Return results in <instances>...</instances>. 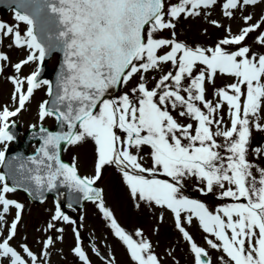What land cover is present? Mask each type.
I'll use <instances>...</instances> for the list:
<instances>
[{
	"label": "snow or ice",
	"instance_id": "6c2138e0",
	"mask_svg": "<svg viewBox=\"0 0 264 264\" xmlns=\"http://www.w3.org/2000/svg\"><path fill=\"white\" fill-rule=\"evenodd\" d=\"M218 3L224 18L243 22L235 32L210 18ZM261 4L264 0H12L13 22L0 20V43L11 37L8 47L24 48L27 55L11 64L0 51V75L9 66L14 69L7 77L14 85L13 106L0 105V165L8 169L0 171V264H50L51 249L65 239L61 224L73 226L71 252L81 264H93L83 246V215L73 218L59 198L42 230L50 234L39 253L28 243L12 244L25 205L9 194L23 189L43 203L46 193L61 188L72 194L70 210L81 200L96 204L133 264H163L143 230L128 232L106 205L97 183L110 165L122 174L136 207L141 202L159 207L161 221L164 212L173 214L193 264H264V167L248 158L252 132H264V15L253 23L247 13ZM181 17L207 19L226 35L214 46L189 43L177 35ZM169 29L171 38L158 35ZM253 33L255 40L248 44ZM56 53L61 59L55 81L43 78L45 61ZM30 64L36 68L24 75ZM165 64L171 70L165 71ZM153 72L162 74L149 76ZM218 77L232 82L218 87ZM45 87L50 99L38 104V118H54L61 130L41 125L36 153L8 160L7 145L16 139L10 118ZM88 141L94 145L93 174L82 175L76 157L71 163L61 158V147ZM251 151L264 157V146ZM193 179L200 193L218 188L220 199L233 202L211 210L185 194ZM194 221L208 234L207 248L186 227ZM91 251L101 264H116L114 257L101 256L95 241ZM213 251L219 253L215 259Z\"/></svg>",
	"mask_w": 264,
	"mask_h": 264
},
{
	"label": "rangeland",
	"instance_id": "374dc122",
	"mask_svg": "<svg viewBox=\"0 0 264 264\" xmlns=\"http://www.w3.org/2000/svg\"><path fill=\"white\" fill-rule=\"evenodd\" d=\"M175 3L176 0H171ZM223 0H221V3ZM247 13H251L254 16L253 23L264 15V4L250 7L247 9ZM246 13V14H247ZM14 12L13 10H0V20L13 22ZM211 19H217L224 25H231L233 32L242 26V21L237 18L235 20H229L222 16V9L220 3L211 11ZM26 25L21 24V29H25ZM207 30L206 32L204 30ZM173 30H165L158 35L165 38H171V32ZM177 35L180 39H186L189 43L202 44L207 46H214L216 42L224 38L226 35L223 28H216L212 26L207 19L202 18H184L181 17L177 23ZM255 33L251 34L247 40L248 44H253L255 40ZM12 43V38L8 37L0 43V51L9 55L11 64L18 62L25 58L27 50L24 48H16L8 46ZM254 51H259L258 48L253 45ZM59 55L53 54L51 58L47 60V66L49 68V74L46 77L50 79L52 70L58 64ZM36 68L35 64L26 66L22 73L24 75L29 74ZM165 71L171 70L170 64L163 65ZM14 74V69L9 66L3 75H0V105H9L12 107L11 95L14 90L13 83L7 79L8 76ZM162 73L153 72L149 73V76H156L157 78ZM231 79L217 78L216 85L223 86L226 83H231ZM135 83V81H133ZM152 84L155 81L151 82ZM151 86V85H150ZM131 87V85H129ZM127 90V89H124ZM122 94L118 91L116 95ZM208 98L212 97V88L209 87ZM44 99H48L46 95V87L37 90L34 94V98L30 103L26 105V109L23 110L16 117L10 118L16 120L21 127V138L23 134L32 126H39L44 124L47 126H54L56 120L52 117L45 118L41 122L38 118V104ZM225 108L223 111H226ZM176 115L175 112H173ZM264 116V113L261 114ZM181 123L192 122L187 118H179ZM227 121V117H225ZM257 146H264V132L253 131L250 144V151L248 158L256 163L259 167H264V157H257L253 155L251 149ZM8 150L13 147V142H9ZM31 150L33 151L36 144H31ZM4 148V145H0V150ZM149 149L145 147L143 149V155L147 161V153ZM76 157L80 172L82 175L93 174L94 163V145L91 141L85 142L79 146H67L64 151V158L72 162V158ZM255 174V171H254ZM161 179L166 177L161 176ZM97 185L104 189V199L106 205L113 211L117 221L128 232L132 233L136 229H142L145 238L152 241L154 251L159 255L163 264H174V261H178V264H193V254L189 251V242H187L182 234L176 229L173 214L171 212H164V219H159L160 213L163 211L159 207H152L151 209L140 203V207H136L138 201L133 200L130 196L129 188L124 182L122 174L117 170L115 166H106L103 170L102 178L98 181ZM202 186V185H201ZM197 182L193 179L186 183L184 192L192 198L200 199L208 204L211 210L221 206L225 203H231L230 199H220L218 194L220 189H215L213 193L204 195L197 191ZM10 198L17 199L19 202L25 205L22 221L18 225V235L12 241L13 246H18L23 243H28L34 251L40 252L41 241L46 235L50 233H44L42 230L46 226L48 219L50 218L52 211H54L55 200L52 196L48 197L43 203H35L24 192L17 190L14 194H9ZM75 210H68L67 213L73 218L83 215V227L81 229L83 246L88 251L93 264H101L100 257H97L94 252L91 251L92 242L95 241L100 246V253L102 257H114L116 264H133L130 255L126 250V246L123 245L118 238H116L108 226V222L103 217L96 204L91 201H86L83 207L74 208ZM15 216V209H12L8 214L9 223ZM66 228L64 241L57 242L54 248L51 249L50 264H81L78 258L71 252V248L74 244V236L71 225H63ZM190 234L193 235L196 243L199 246L207 248L205 243V237L208 236L202 229L197 227V222L194 221L192 226H187ZM4 235H7L5 230ZM171 252L172 255H168ZM213 258L219 253L213 251L211 253Z\"/></svg>",
	"mask_w": 264,
	"mask_h": 264
},
{
	"label": "water",
	"instance_id": "95a60500",
	"mask_svg": "<svg viewBox=\"0 0 264 264\" xmlns=\"http://www.w3.org/2000/svg\"><path fill=\"white\" fill-rule=\"evenodd\" d=\"M11 4H12V0H0V8L1 7H4V8H11ZM60 59H61V55H60ZM58 68V66H57ZM57 68L53 71L52 75H51V79L53 81H55V78H56V71H57ZM48 68H47V65L45 63V66H44V71H43V77H45L47 74H48ZM43 126V125H42ZM47 129H49L50 131H60L61 129L59 128L58 126V122L56 124L55 127L53 128H49V127H46V126H43ZM11 131L16 135V139H15V144H14V148H12L8 153H7V159L8 160H11L12 157L14 156H20V157H27V156H30V155H33L35 153H31L29 151V145L34 142V141H37L39 143V146L40 144L42 143V141L40 140V136L42 135L41 133H39V128L37 129H34V128H31L24 136V140L23 141H20L19 140V133H20V128L16 127V123L15 125L11 128ZM38 146V147H39ZM66 145H62L61 147V158H62V155H63V150L65 148ZM66 162V161H65ZM2 170L3 172H7L8 169L2 165ZM9 183L11 184V180H9ZM28 193V192H27ZM29 194V193H28ZM49 194H53L54 197L57 199L59 198L60 201H61V204L62 206H67V203L69 201V199L71 198V193L65 189V188H61L59 193H56V192H52V193H46V198ZM30 195V194H29ZM30 197L32 198V200L36 201V202H39V200H37L36 198H34L33 196L30 195ZM84 203V200H81L80 204L79 205H75L74 204V207H80L82 206Z\"/></svg>",
	"mask_w": 264,
	"mask_h": 264
}]
</instances>
